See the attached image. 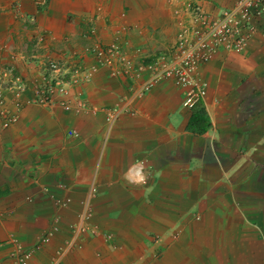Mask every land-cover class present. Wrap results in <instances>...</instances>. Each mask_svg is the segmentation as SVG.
Wrapping results in <instances>:
<instances>
[{
	"label": "crops",
	"instance_id": "0c3cea01",
	"mask_svg": "<svg viewBox=\"0 0 264 264\" xmlns=\"http://www.w3.org/2000/svg\"><path fill=\"white\" fill-rule=\"evenodd\" d=\"M233 2L204 4L215 13ZM171 22L167 0H48L42 9L0 0V59L27 55L28 35L42 32L46 53L65 62L121 25L130 46L153 52ZM197 77L204 93L192 108L169 79L135 92L140 80L100 66L70 92L86 103L78 113L21 95L17 121L0 133V264H12L10 239L33 248L30 264H48L86 201L91 214L62 264H264V36L219 48Z\"/></svg>",
	"mask_w": 264,
	"mask_h": 264
},
{
	"label": "rangeland",
	"instance_id": "374dc122",
	"mask_svg": "<svg viewBox=\"0 0 264 264\" xmlns=\"http://www.w3.org/2000/svg\"><path fill=\"white\" fill-rule=\"evenodd\" d=\"M31 1L38 9H42L48 3L47 1L44 5H40L34 0ZM204 1L205 0H171V3L168 4V7L170 13H173L171 14L172 22L171 27L168 28V33L170 35H167L165 39L166 46H164V48L159 49L157 46L154 48L155 50H153V52L150 50V52H144L138 47L134 49V47L130 46L128 39L124 36L126 27L121 25V27L119 26V29L114 30L113 38L109 41L100 42L96 40L97 38H95L92 43L82 44L79 47V52L75 51L79 48H75V50L70 53H65L63 51L65 54L68 53L67 57H73L71 60H66L67 64H70L71 69L65 68L63 61H59L46 53L49 51L47 50L49 49L47 48L49 43L48 40H46L44 33L31 32V34L28 35L31 46L27 55H21L22 57H3L2 60L7 58V61H2L0 59V92L2 93V97H0V112L3 113V115H0V133L17 121L18 114L23 103L21 95H23L25 92H27L29 95V103L34 105L45 107L55 103L65 111H71L73 113L80 112V110L78 112L73 110L75 103L73 104L74 100L72 97L69 98L70 89L84 84L90 80L92 74L98 66L95 63L98 59L94 57H100L108 61L110 65L105 68L109 72L113 69L116 75L118 74L116 72L117 67H123V61L125 60V65L127 68L124 69V77L130 80H132V78L136 81L140 80V83L137 81V84H135L134 88H140L141 82H144V80H146L148 77L149 66L151 65V59L153 57H166L160 59V62L166 63L165 65H169L171 63V58L182 55L185 53L183 49L188 47L187 53L189 55L187 57L189 59L190 57L194 59L202 50H199L196 54L192 53L194 51L193 43L195 42L196 35L198 34L196 28L198 27L200 21V19L197 17V12H201V17H204L207 20L214 19L212 15L214 11L210 10L211 8L207 7V5L204 4ZM196 5H199V7L197 8ZM225 9L227 8H223L222 11ZM18 14V11L16 14L12 13V17L18 20ZM21 18H23L22 21L24 23H26V20L31 22L34 20L33 17H26L25 15H22ZM89 18L90 19L88 20L86 18V21L84 20V22H86L88 25L86 26L87 32L84 34L88 33V36H93L96 34V29L93 25L94 19L91 17ZM149 32H145L146 38L153 36ZM159 32L161 33V31ZM143 34L144 32L142 31V35ZM162 35L165 37L164 34ZM45 42L47 43L45 44ZM181 46L183 49L180 48ZM8 55L16 56L14 52L10 54L8 53ZM85 56H91L93 58V62L87 66H85L83 61V57ZM134 57H137L138 59L136 60ZM185 59L187 60V58ZM207 61L208 60L199 61L196 65H194L192 69L193 73L196 72L197 74L199 67ZM20 63L22 64L23 69ZM57 63L64 70H59L56 73L51 72L50 70L52 67L50 64ZM114 64L116 66H114ZM138 65L142 67L139 76L136 75ZM169 66H163V68H170ZM23 70L26 71L24 76L22 75ZM31 72H33V74H31ZM49 75H56V77L60 79L62 83L67 82L68 89H66V95L60 96L59 98L56 97L54 100H52L53 102H49L48 99H45L42 102H39L38 98L33 100V89L41 87V85L43 86V84L46 83V79L49 77ZM141 77H143L142 80ZM9 89L12 91V94ZM78 93L81 95V92ZM6 95L10 96L8 100L6 99ZM9 100L10 103H8ZM119 101L123 103L124 100L120 97ZM60 102H66L71 107L65 109V104L62 105ZM9 115L16 119L15 121L4 125V120Z\"/></svg>",
	"mask_w": 264,
	"mask_h": 264
},
{
	"label": "built area",
	"instance_id": "2783aa9c",
	"mask_svg": "<svg viewBox=\"0 0 264 264\" xmlns=\"http://www.w3.org/2000/svg\"><path fill=\"white\" fill-rule=\"evenodd\" d=\"M37 4L43 5L47 0H34ZM261 23H264V0H234L233 5L223 11L217 13L214 19H205L200 16L198 24L196 40L193 43V54H196L199 50L201 52L194 59L187 57V48L183 49L185 53L170 59V66L166 63L160 62V59L166 57H157L149 66L148 77L141 84L140 88H137L135 92H139L141 89L147 88L155 79L167 78L178 87L184 88V94L182 99V106L186 108H192L200 102L204 93V82L199 80L196 72L193 73L192 69L199 61L208 60L219 48L225 50L239 51L242 50L247 41L257 32L260 36H264V32L260 31ZM187 58V60L185 59ZM100 64L109 66L110 63L103 58L97 57ZM199 60V61H197ZM123 61L122 70L127 68ZM51 72L56 73L59 68L56 64H50ZM114 66H116L114 64ZM163 66H169L170 68H163ZM142 69L138 66L137 74ZM118 73V69H116ZM112 75L115 71H110ZM68 89L67 82L62 83L56 75H49L46 79V83L33 89V100L39 99L42 102L48 99L49 102H53L56 97L66 95ZM133 93V92H132ZM135 95V93H133ZM75 107L73 110L78 112L85 105L83 100L80 99V95L76 94ZM64 105L65 109L70 108L66 102H60ZM121 106V105H120ZM119 107L110 108L105 114V120L111 123L114 117L119 111ZM3 115L0 112V115ZM16 118L9 115L4 120V125L15 121ZM95 191V188H91L90 192ZM84 209L81 212L79 220L71 226L72 235L66 239L61 245L57 246L49 260L48 264H62V256L66 254L70 249L74 248L77 243L78 235L83 231L82 222L86 220L91 214L87 201L84 202ZM51 234V231H47L40 237V242L45 243ZM12 244V251L9 254L12 264H30L29 259L31 257L33 248L24 247L15 239H10Z\"/></svg>",
	"mask_w": 264,
	"mask_h": 264
},
{
	"label": "clouds",
	"instance_id": "9594fccd",
	"mask_svg": "<svg viewBox=\"0 0 264 264\" xmlns=\"http://www.w3.org/2000/svg\"><path fill=\"white\" fill-rule=\"evenodd\" d=\"M48 1V0H47ZM46 1V2H47ZM201 1V0H200ZM171 3V0H167V4H170ZM44 5V4H43ZM233 5V3L231 4V6ZM197 6V8L199 7V5H196ZM230 6V7H231ZM229 8V7H228ZM220 12V10H218L217 12H215V13H212V15H213V17L215 16V15H217V13H219ZM170 14H173V13H170ZM200 16H201V12L199 13V12H197V17H198V19H200ZM225 50V49H224ZM217 51V50H216ZM213 56V55H212ZM10 57H15V56H13V55H10ZM94 58H96L97 59V57H94ZM157 57H153L151 60V64H152V62L156 59ZM60 61V60H59ZM94 61H96V60H94ZM98 66H100V67H107V66H105V65H102V64H100V62L97 60V62H95ZM137 64V63H136ZM57 66H58V68H59V70H64L63 68H61L60 67V65L57 63L56 64ZM139 66V65H138ZM64 67L65 68H69V69H71V66H70V64H67V61H65L64 62ZM117 69H118V73H121V74H114V75H112L109 71H108V74L110 75V76H113V77H116V76H118V75H123V70H122V68H121V70H120V67L118 66L117 67ZM140 75V73L137 75V76H139ZM165 79H167V78H165ZM170 80V79H169ZM171 81V80H170ZM143 82H141V84H142ZM25 84V83H24ZM26 85H27V83H26ZM176 86V85H175ZM178 87V86H177ZM182 88V87H181ZM182 89H184V88H182ZM10 90V89H9ZM26 90H27V88H26ZM71 90L72 89H70V92H71ZM10 92H11V94H12V91L10 90ZM183 92H184V90H183ZM132 93V92H131ZM76 94H79L78 92L76 93ZM80 95V94H79ZM0 97H2V93L0 92ZM72 98H73V100H74V102H73V104L75 103V93H73L72 94V96H71ZM80 99L81 100H83L81 97H80ZM83 102H84V105L86 104L85 103V101L83 100ZM182 103V102H181ZM198 104V103H197ZM86 106H84L80 111H82L84 108H85ZM114 107V106H113ZM116 107H119V106H116Z\"/></svg>",
	"mask_w": 264,
	"mask_h": 264
},
{
	"label": "trees",
	"instance_id": "16d2710c",
	"mask_svg": "<svg viewBox=\"0 0 264 264\" xmlns=\"http://www.w3.org/2000/svg\"><path fill=\"white\" fill-rule=\"evenodd\" d=\"M197 105V104H196Z\"/></svg>",
	"mask_w": 264,
	"mask_h": 264
}]
</instances>
